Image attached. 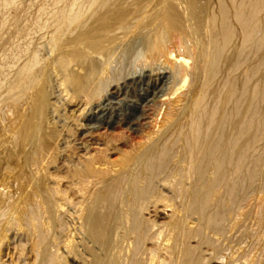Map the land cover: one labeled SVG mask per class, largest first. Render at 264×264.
I'll list each match as a JSON object with an SVG mask.
<instances>
[{"label": "bare ground", "instance_id": "obj_1", "mask_svg": "<svg viewBox=\"0 0 264 264\" xmlns=\"http://www.w3.org/2000/svg\"><path fill=\"white\" fill-rule=\"evenodd\" d=\"M127 65L138 77L98 98ZM53 75L90 107L79 145L140 109L119 97L135 84L165 109L152 128L128 117L139 142L83 157L64 188L45 161ZM0 172V240L22 222L39 264H264V0H0Z\"/></svg>", "mask_w": 264, "mask_h": 264}, {"label": "rangeland", "instance_id": "obj_2", "mask_svg": "<svg viewBox=\"0 0 264 264\" xmlns=\"http://www.w3.org/2000/svg\"><path fill=\"white\" fill-rule=\"evenodd\" d=\"M119 51V50H118ZM99 57H101V56H99ZM129 66V67H128ZM131 66V67H130ZM135 65H127V68H126V66H125V68H126V70H125V68H124V70L126 71V72H124L123 71V75H121L120 77L119 76H115V75H110L109 73H108V75H107V77H106V79L104 78V80H98V78H96V80L94 81L96 84H94L95 86L94 87H99L100 85H101V87H99L98 88V92L100 93L99 94V96H98V98H101V97H103L108 91L109 92H111V91H113L115 88H117V89H121V86H120V84H121V81L123 80V76H127L128 74V76H132L133 75V78L134 79H136L138 76L137 75H139L138 74V72H140L139 70V67L138 66H135V67H137V68H135L134 67ZM133 67V69H131ZM135 69H137L136 71H134ZM127 70H128V72L130 71V73H128L127 72ZM124 73H126L125 75H124ZM133 73V74H132ZM54 76V75H53ZM52 76V77H53ZM99 77V76H98ZM109 77V78H108ZM110 77H112V78H110ZM118 77L119 78H121V79H118ZM54 79H53V82L52 83H54L53 85H51L52 86V91H53V93H52V97L50 98V102L52 103V106L53 107H51V110H50V113H49V120H50V125L51 126H53L56 130H57V132L59 133V135H58V139L56 138L55 140H52L53 142H52V150H50V154L48 153L47 154V156H46V159H45V161H47V163H48V167H49V171L53 174V175H55V176H58V177H61V186L63 185V187L64 188H68L69 187V180H70V178H68V175L69 174H71L72 173V170H74V169H79V168H81L82 167V165H81V161L83 160V157H85V158H87V157H89L90 155H93V154H96V152L97 151H99L100 149L101 150H106V152L108 153V158L111 160V161H114V159H115V163H119L120 162V160H122V156H124L127 152H128V149L127 148H132L134 145H136L138 142H139V137L136 135H134V137L132 138L131 136H130V131H129V129L125 126V124H127L126 122L129 120V118L130 117H132V121L134 122L135 121V126H136V128L138 129V130H141V128H143V127H147V125H148V127L149 128H152L153 127V124H155V123H158L159 121H160V119H161V117H162V113H163V111H164V109H165V104H163L162 106H161V109H160V111L159 112H157L156 110H154V105H152V103L150 102L149 104H143L140 100H139V98H140V96H142V95H144V94H146V91L148 90V89H150L151 87V85H149V88H147L146 86H139L138 84H135L131 89V91H127V92H125V93H123V94H121V95H119V97L120 98H124L125 100H130V101H133V102H137L138 104H139V110L137 111V112H134V111H131L130 109L128 110L127 108L125 109V106L123 107V115H118V116H116L117 115V109L115 108L113 111H115V112H112V114H110L111 112H109L108 114H110V117H106L107 119H103V121H106V120H109V118H110V121H112L111 123H110V125H109V127H105V126H102V125H100V127H99V122H97V124H96V122L95 121H92L88 126H92V128H91V130L92 131H94L93 133H92V131L90 130L88 133H87V136H88V138H90L91 139V143H87V144H78V142H80V138H82L81 136H83V135H80L79 133H81V134H85L86 132H83L82 131V129L80 128V126H78L77 125V123H79V122H81V120L78 122V119L80 118V116H79V114H81L83 111H88L89 109H90V107L88 106V105H86L88 108H86V106H85V104H84V102H83V99H78L77 98V100L75 99V98H71V90H69V91H65L64 90V88H63V85H61L60 84V81H58L59 80V76H54L53 77ZM58 79V80H57ZM108 79V80H107ZM112 81H110V80ZM114 80V81H113ZM96 81H98V82H96ZM104 81H105V85H103L102 86V84H104ZM106 81H107V83H106ZM111 82V83H110ZM154 82V81H153ZM51 83V84H52ZM57 83V84H56ZM59 83V84H58ZM107 84V85H106ZM114 84H115V86H114ZM153 84V83H152ZM108 87V88H106L105 89V87ZM117 86H119V87H117ZM136 86V87H135ZM46 87V85L45 84H43V85H41V88H45ZM112 87V88H111ZM141 87V88H140ZM55 88V89H54ZM110 88V89H109ZM144 88V89H143ZM146 88H147V90H146ZM165 88V87H164ZM101 89H102V92H101ZM105 90V91H104ZM61 91H63V92H61ZM104 91V92H103ZM120 91H122V90H120ZM55 92H56V94H55ZM108 92V93H109ZM123 92H124V90H123ZM61 93V94H60ZM58 94V95H57ZM142 94V95H141ZM101 95V96H100ZM55 96V97H54ZM122 96V97H121ZM24 97H26V96H24ZM22 98L21 100H20V103H18V105H15V107H14V113H12L13 115L11 116V117H21V118H23L24 119V117H25V115L23 114V113H25V111L24 110H26L27 109V107H28V99H27V101L25 100L26 98ZM63 97V98H62ZM129 97V98H128ZM174 97V95L172 96V95H170L169 96V98L171 99V98H173ZM163 98V99H162ZM57 101H56V100ZM65 99H67V100H65ZM162 99V100H161ZM167 100L166 99V97H161L159 100L162 102V101H165V100ZM25 100V101H24ZM95 100H97V99H95ZM25 102V103H24ZM82 104H81V103ZM112 102H113V104L116 102V100H112ZM141 102V103H140ZM55 103V104H54ZM68 104V105H67ZM116 104V103H115ZM114 104V105H115ZM22 106V107H21ZM27 106V107H26ZM56 106V107H55ZM66 106V107H65ZM71 106V107H70ZM79 106H81V107H78ZM83 106H85V107H83ZM60 107H61V109L63 110H61L60 109ZM69 107V108H68ZM76 107V108H75ZM83 107V108H82ZM18 108H19V110L21 109V111L23 110V112H22V114L20 113L21 111H19L18 110ZM25 108V109H24ZM73 108V109H72ZM74 108H75V110H74ZM158 108V107H157ZM17 109V110H16ZM59 109V110H58ZM65 109H67V110H65ZM83 109V110H82ZM150 109V110H149ZM57 110V111H56ZM70 110V111H69ZM95 110V109H94ZM93 109H92V112H95V113H93V115H97L96 114V110L94 111ZM19 111V112H18ZM60 111V112H59ZM71 111H73V113H74V115L72 116L71 115ZM110 111V110H109ZM127 111V112H126ZM146 111V112H145ZM52 112V113H51ZM57 112V113H56ZM62 112V113H61ZM70 113V114H68V113ZM77 112V113H76ZM134 112V113H133ZM56 113V114H55ZM61 113V114H60ZM125 113V114H124ZM139 113V114H138ZM16 114V115H15ZM17 114H18V116H17ZM107 114V115H108ZM136 114V115H135ZM138 114V115H137ZM155 114V115H154ZM157 114H159L158 116H157ZM20 115H22V116H20ZM51 116V117H50ZM57 116V117H56ZM64 116V117H63ZM147 116V117H146ZM157 116V117H156ZM56 117V118H55ZM63 117V118H62ZM117 117V118H116ZM119 117V118H118ZM129 117V118H128ZM146 119H145V118ZM51 118V119H50ZM55 118V119H54ZM62 118V119H61ZM116 118V119H115ZM121 118V119H120ZM154 118H157V119H155L154 120ZM23 119H21L20 120V122H22L23 121ZM53 119V120H52ZM59 119V120H58ZM61 119V120H60ZM64 119V120H63ZM137 119H138V121H137ZM17 120H19V119H17ZM16 120V121H17ZM141 120V121H140ZM63 121V122H62ZM66 121V122H65ZM72 121H74V122H72ZM76 121V122H75ZM155 121H157V122H155ZM18 122V124H19V121H17ZM16 122V123H17ZM51 122H54V123H51ZM69 122H71V123H69ZM136 122H138V123H136ZM83 123H85V122H83ZM95 123V124H94ZM130 123H132V122H130ZM17 124V125H18ZM145 125V126H143V125ZM74 125V126H73ZM96 125V126H95ZM113 125H114V127H113ZM19 126V125H18ZM61 126H63V128L61 127ZM77 126V128H75ZM94 126V127H93ZM102 126V127H101ZM141 126H143V127H141ZM156 127H154L155 129L157 128V124L155 125ZM57 127H59V128H57ZM79 127V128H78ZM111 127V128H110ZM118 127V128H117ZM147 127V128H148ZM18 128V127H17ZM17 128H15L14 130H16ZM65 128V129H64ZM153 128V129H154ZM77 131H76V130ZM71 130H72V132H71ZM98 130V131H97ZM126 130V131H125ZM66 131H68V133L66 132ZM70 131V132H69ZM97 131V132H96ZM107 131V132H106ZM75 132V133H74ZM90 132H91V134H90ZM96 132V133H95ZM99 132V133H98ZM100 132H105V133H102V134H100ZM72 133V134H71ZM93 134V135H92ZM16 135V134H15ZM61 135V136H60ZM71 137H70V136ZM74 135V136H73ZM105 135V136H104ZM113 135H114V138H113ZM117 135V136H116ZM62 136H63V138H65V139H63L62 138ZM67 136V137H66ZM100 136H102V137H100ZM106 136H107V138H106ZM119 136V137H118ZM68 137H70V139L68 138ZM92 137V138H91ZM96 137H98V139L96 138ZM104 137H105V139H106V141H105V139H104ZM111 139H110V138ZM139 138V139H138ZM97 139V141L95 142V140ZM118 139V140H117ZM121 141H120V140ZM129 139V140H128ZM65 140V141H64ZM69 140V141H68ZM72 140V141H71ZM100 140V141H99ZM108 140V141H107ZM55 141H56V143H55ZM74 141H76V142H74ZM93 141V142H92ZM99 141V142H98ZM110 141V142H109ZM117 141V142H116ZM126 141V142H125ZM59 142V143H58ZM101 142V143H100ZM102 142H103V144H102ZM106 144H105V143ZM108 142V143H107ZM137 142V143H136ZM55 143V144H54ZM62 143V144H61ZM74 143H76V144H74ZM97 143V144H96ZM112 143H114V144H112ZM117 143V144H116ZM126 143V144H125ZM129 143V144H128ZM57 144V145H56ZM71 144V145H70ZM89 144V145H88ZM96 144V146H94ZM102 144V145H101ZM111 144V145H110ZM116 144V145H115ZM119 144V145H118ZM122 144V145H121ZM134 144V145H133ZM60 145V146H59ZM73 145V146H72ZM75 145V146H74ZM78 145V146H77ZM87 145V146H86ZM99 145H100V147H99ZM108 145L111 147V149H110V147H108ZM112 145H113V147L115 146V148L113 149L112 148ZM55 146V147H54ZM56 146H57V148H56ZM77 146V147H76ZM82 146H84V147H82ZM93 146V147H92ZM104 146H105V148H104ZM120 148H119V147ZM61 147V148H60ZM107 147V148H106ZM84 150H83V149ZM118 148H119V150H118ZM71 151H70V150ZM110 149V150H109ZM123 149V150H122ZM54 150V151H53ZM56 150H58V151H56ZM75 150V151H74ZM109 150V151H108ZM130 150V149H129ZM72 152V153H70V152ZM76 153V151H77V155L75 154L74 155V152ZM81 151V152H80ZM82 151H83V153H82ZM85 151V152H84ZM120 151V152H119ZM122 151H125V153L123 154V152ZM53 152V153H52ZM62 152V153H61ZM117 153V154H115V153ZM66 153V154H65ZM79 153L81 154H84L83 156H81V155H79ZM123 155H122V154ZM69 154V155H68ZM88 154V155H87ZM49 155V156H48ZM58 155V157H56ZM73 155V158L71 157ZM86 155V156H85ZM118 156H119V158H120V160L118 159ZM51 162V163H50ZM75 162V163H74ZM70 163V164H69ZM68 164V165H67ZM70 165V166H69ZM74 165H75V168H74ZM52 167V168H51ZM72 168V170H71V168ZM51 168V169H50ZM53 169V170H52ZM57 171V172H56ZM59 172V173H58ZM1 173L2 172H0V176H1ZM60 176H59V175ZM68 178V179H67ZM1 179V178H0ZM64 182V183H63ZM67 184V185H66ZM22 193V192H21ZM165 213H169V211L167 212V211H165ZM10 217H12V216H10ZM261 220H262V218H260ZM160 220H162V219H160ZM165 220V219H164ZM264 220V219H263ZM13 221V220H12ZM64 221H66L65 222V224H69V227L71 228V226H70V224L72 225V223L71 222H69V221H67V219L65 220L64 219ZM260 221V220H259ZM14 221H13V223H9V224H7V229H10V231H6V233H4V238H3V240H0V260L1 261H3V263H1L0 262V264H39V262H40V257L39 256H37V254H35L34 252V249H33V247H32V243H30V242H32V240H31V238H30V236L28 235V233H27V231H26V226L22 223V222H19V224L18 223H15V224H17L16 226H14ZM22 223V224H21ZM21 224V225H20ZM24 225V226H23ZM19 226H23L22 228H19ZM18 227V228H17ZM11 228H13V229H11ZM12 230V231H11ZM5 234H6V236H5ZM8 234V235H7ZM27 236H29V237H27ZM3 242V243H2ZM150 246V245H149ZM32 247V248H31ZM31 249H33L32 251H31ZM54 249V248H53ZM52 250V249H51ZM34 251V252H33ZM62 250H60V252H61ZM34 253V254H33ZM47 254H51V252L49 251ZM59 254V253H58ZM37 256V257H36ZM48 256H50V255H48ZM50 258V257H49ZM48 258V259H49ZM4 259V260H3ZM67 259V260H66ZM6 261V262H5ZM33 261H36V262H34L33 263ZM66 261H68V262H66ZM70 261V259L69 258H67V257H65V260H62L61 261V264H63L64 262V264H73L71 261ZM47 263H49V262H47ZM215 264V263H214Z\"/></svg>", "mask_w": 264, "mask_h": 264}]
</instances>
